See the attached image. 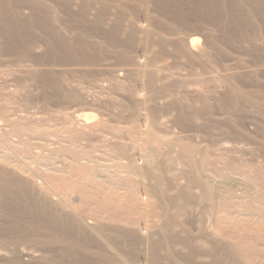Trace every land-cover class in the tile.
<instances>
[{
    "label": "bare ground",
    "instance_id": "1",
    "mask_svg": "<svg viewBox=\"0 0 264 264\" xmlns=\"http://www.w3.org/2000/svg\"><path fill=\"white\" fill-rule=\"evenodd\" d=\"M24 8L30 10L29 15L22 13ZM60 10H64L65 15L68 14L67 16L71 18V20L68 19V24L71 26L66 25L67 29L63 27L64 25L62 26L64 21L60 19V13H62ZM138 16L144 17L149 25L139 24ZM73 27H75L74 31ZM189 30L206 31L203 48L199 47L201 45L199 36L193 37L187 34L188 39L176 37L173 42L164 38L167 34L180 36L184 31ZM39 43L47 47L48 56L36 58L33 55L32 50ZM138 45L143 46L144 50H154L156 55L139 65L143 67L145 71L143 73L147 79L145 84L147 86L144 88L147 97L145 93V98L143 97L141 102L149 104L148 99L158 96L169 97L174 91L173 88L178 87V83L169 85L162 83L165 77L151 69L152 66L157 65L161 56L168 51L166 49L172 45V52L182 57L187 67L195 68L205 65L204 68L206 66L222 68L226 72H224L225 75H220V78L227 82L225 85L227 91L221 96L220 103L222 109L226 113L228 111L227 114L242 105L253 107L256 103L258 108L263 106L250 94H245L236 86L235 75L227 71L232 70L228 62L232 61L229 50L233 48L236 50L239 48L240 51L248 53L250 48H254L257 50V57L252 55L256 64L254 66L264 67V0H0V55L12 54L18 56L16 58L19 61L29 60L41 65H46L47 61H57L61 65H89L99 64L107 54H112L120 64L131 65L133 52ZM27 70L25 78L33 79L41 84L54 85L55 98L61 101L67 100L65 90L59 85L60 77L45 74V72L33 75L31 73L33 70ZM246 77L250 82L256 80L255 74V78L251 74ZM183 85L186 86V80L179 86L183 87ZM113 89L118 93L121 91L125 99L129 100L123 108L125 106L128 110L126 113H129L126 114L127 121L131 124L135 123V112L132 110L137 107L140 99L134 96V91L129 84L117 83ZM15 95L16 93H12L9 98L12 102L19 104L20 101H16L18 98ZM31 95L32 91H26L24 99L20 100H23L25 104L31 103L34 98ZM71 95L70 92L68 97L70 102H72ZM5 98L0 97V116L8 110L5 103L9 98ZM76 98L80 99V96ZM207 100L202 101L205 105L204 109L208 108ZM177 105L175 101H172L167 107L171 110L176 109ZM151 109L153 122L157 123L156 108L151 107ZM196 110V114H200L201 109ZM81 116L76 117V124ZM88 120L86 118L87 123ZM190 121L182 112L176 117L178 125L186 126ZM36 125L29 117L12 119L8 125L9 131L5 133L4 129L2 136L19 138L20 135L39 134L40 130ZM111 130L116 134L123 132L116 127H112ZM236 132L239 133V130L237 129ZM77 133H80L78 127ZM142 133L135 129L134 124L131 127L129 125L127 129V134L135 141L143 138ZM248 137L252 138L250 135ZM146 138L148 143L164 141L153 134L152 128ZM5 141L8 142V140ZM172 145L169 146L172 147ZM175 145L178 147L173 146V148H179L180 159L192 165L198 150L188 144ZM125 146L117 145L116 149L124 155L127 152ZM157 147L150 148L147 151L148 154L145 152L146 164L143 168L132 163H117L118 168L127 172L125 179L128 189L121 202L114 201L115 192L104 195L105 187L95 178L93 167L88 165L77 167L78 158L76 157L77 160L74 158V163H70L69 168L71 173L73 168H77L78 174H83L79 188L84 190L83 186H86L90 190L86 198L90 202L93 201L96 206V209L93 207L94 214L92 213L97 217L96 220L93 219L97 221L94 225V222L86 221L84 209L82 210L80 204L75 208L71 201H65L72 199L68 195L63 197L57 195L59 199H53L47 193L46 187L43 185L39 187L41 183L35 179L36 177L33 179V174L23 168L27 165L34 175H42L41 167L39 169L36 167L39 161L22 163L24 164L22 165L14 157L11 159L7 154L0 155V217L2 219H0V241L2 245L5 246L9 242H13L16 247L30 245L42 248L47 245L51 247L60 245L58 252L70 255L71 260L79 264L93 262L95 259L101 264H138V259L144 254L142 246L147 248L145 255L148 262L146 264H182V262L186 264H256L255 259L264 258V244H260V241L264 239V225L244 221L241 223L240 220L243 218L233 219L234 221L229 219V221L226 214L219 218L220 231L206 232L199 228L197 233H193L182 226L180 216L194 197L177 186L176 178L172 175L170 168L176 162L174 158L162 161L159 170L152 169L151 166L155 163L154 158L162 155V147ZM13 148L18 147L13 146ZM204 160L205 156L202 158L201 155L198 163L203 165ZM229 165L230 170L246 172L243 169L245 167L241 168L242 166L240 167L234 161H231ZM259 173L260 171H257L258 175ZM189 175L194 185L202 188L206 195H212L211 187L200 178L197 171L193 170ZM248 175L249 179L254 176ZM135 176H142L149 180V183L136 180ZM60 178L63 179L58 177L57 181ZM141 188L146 191V195L150 193V199L154 196L169 195L170 201L160 206L162 211L158 212V206H155L153 201L145 204L138 202L137 191ZM255 200L263 204L264 196L250 199L244 207L248 213L256 214L264 219V207L256 206ZM228 201L222 202V212L228 213L230 210L231 203L229 201V204ZM66 207L71 211L67 213ZM159 213L162 219L159 228L155 232L148 229L149 234L146 233L148 234L146 237H140L142 234H137V230L135 231L137 228L134 226L142 222L145 229L153 227L151 224H153L154 214ZM13 255L8 261L9 264H20L19 259L15 254ZM200 256L209 257L210 261L197 262Z\"/></svg>",
    "mask_w": 264,
    "mask_h": 264
},
{
    "label": "rangeland",
    "instance_id": "2",
    "mask_svg": "<svg viewBox=\"0 0 264 264\" xmlns=\"http://www.w3.org/2000/svg\"><path fill=\"white\" fill-rule=\"evenodd\" d=\"M28 10L24 8L22 10L24 12H21L29 15L30 10ZM60 11L62 12L60 13V19L64 21L62 26L64 25L63 27L66 28L70 25L68 21L71 18L67 16L68 14L65 15L64 10V12ZM154 15L157 16L156 13ZM138 19L140 20L139 24L143 26L149 25V22L144 17L138 16ZM74 29L75 27H73V31ZM164 30L167 31L166 29ZM187 34L193 37L199 36L201 38L199 47H204V42L206 41L204 35L207 34L205 30L203 32L184 31L182 35H173L174 37L167 34L164 35V38L169 42H173L176 37L188 39L189 36ZM155 39L157 40V38ZM247 46L250 47L249 45ZM166 50L168 51L161 56L162 58L160 57L161 59L159 58L157 65L150 68L153 72L165 77V81L162 83L168 85L178 83L180 85L186 80V86L180 87L178 85V87H174V91L169 97L165 96L166 98L162 97V99L158 96L157 98L148 99L149 104L141 102L145 96L147 97V93L145 92L146 95L144 93L147 79L143 73L145 72L143 67L141 68L139 65L148 59L154 58V56L156 57V55L154 50H144L143 46L138 45V48L133 52L131 65L120 64L112 54H107L105 59L99 64L89 65H61L57 61H47L46 65H41L29 60L19 61L16 58L18 56L12 54L0 55V97H6L5 99H7L12 93H16L15 96L18 98L16 101H20L19 104H16L9 98L6 103L5 101L3 102L8 110L0 116V155L7 154L8 157H14L21 164L39 161L36 167L38 169L41 167L42 175H34L32 170L27 168V165L23 166V168L33 174V179L36 177L35 179L41 183L39 187L40 185L46 187L47 193L53 199H59L57 195L59 197L68 195L73 200L68 199L65 201H71L75 208L80 204L82 210L84 209L86 221L89 223L94 222V225L97 222L94 221L97 217L93 215L96 206L93 201L90 202L86 198L90 190L83 185L84 190L79 188L83 174H78L77 168H73L71 173L69 168L70 163H74V158H78L77 167L78 165L93 167L95 178L105 187L104 195L108 192H115L114 201L121 202L124 200L128 189L125 179L127 178V172L118 168L117 163H132L139 168H143L146 164L144 158L147 151L150 148L160 146L162 147V155L154 158L155 163L151 166L152 169L154 171L159 170L162 161L174 158L176 162L170 168L172 169V175L176 178L177 186L194 197L186 211L180 216V221L184 228L191 230L193 233H197V230L200 229L206 232L220 231L219 218L226 214L228 220L243 218L240 220L241 223L243 221L245 223L254 222L263 226L264 219L256 214L248 213L244 207L250 199L264 196V137H262L264 136V67L254 66L256 64H254L253 56L257 57V50L250 48L249 53L240 51L239 48L237 50L236 48L229 50L232 55V61L228 62V64L232 70L227 72L235 75L236 86L245 94H250L256 102L263 106L258 108L256 103L253 107L242 105L229 112V114H227L228 111L226 113L222 109L220 103L221 96L227 91L225 86L227 82L220 77L225 75L226 72L222 68H220L222 71L210 66L204 68L205 65H199L195 68L187 67L184 64V59L172 52V45ZM32 52L36 58L48 56L47 47L43 43L34 46ZM150 68L149 70H151ZM27 69L33 70L31 72L33 75L45 72V74L60 77L59 85L65 90L67 100L61 101L55 98L56 89L54 85L41 84L33 81V79L25 78ZM250 74L253 77L255 74V81L250 82L248 80L246 76ZM117 83L129 84L134 91V96L140 99L136 105L137 107L132 110L135 112V123L131 124L126 119L129 113H126L128 110H126L125 106L124 109L123 105L128 103L129 100L125 99L126 97L121 91L119 93L114 91V85ZM29 90L32 91L31 96L34 98L31 103L25 104L20 99H24V93ZM70 92L73 95H71L72 102L68 100ZM77 96H80V99H77ZM204 100H207V109L203 107L205 106L202 102ZM172 101H175L178 105L176 109L170 110L167 106ZM151 107L156 108L157 123L153 122ZM198 109H201V111ZM195 110L200 111V114H196ZM180 112L191 120L189 125H178L176 117ZM26 115L33 120L35 125L37 124L36 127L40 130L39 134H25L20 135L19 138L2 136L4 129L6 130L5 133L9 131L10 120L21 117L28 118ZM78 115L82 116L78 118L79 121L76 124L75 119ZM86 118L89 119L88 123ZM150 120L153 123H150ZM133 124L138 132H143V138H139L136 141L132 140L130 135L127 134L129 125L131 127ZM148 124H155L154 128L152 127L153 125L150 126ZM77 127L80 133H77ZM112 127L120 128L123 132L116 134V132L114 133L111 130ZM149 128H152L153 134L164 141L148 143L146 137L150 131ZM235 129H238L239 133ZM249 135L252 138H249ZM5 140H8V142ZM168 142L171 143H169L170 146L173 144L172 147L168 145ZM8 144L9 146H7ZM116 144L126 145L127 152L122 155L116 149ZM175 144H188L198 150L197 157L192 165L180 159L179 148ZM13 146L18 148L14 149ZM173 146L177 147L173 148ZM201 155L202 158L205 156L203 165L198 163ZM28 157L30 158L28 159ZM231 161H234L240 167L242 166L241 168L245 167L243 169L246 170L247 174L246 172L243 173V171L230 170L229 163ZM193 170L197 171L200 178L211 187L212 195H206L202 188L194 185L189 175ZM257 171H260L259 175ZM248 174L254 175L253 178H250L251 180ZM58 177L63 179L60 178L61 180L58 179L57 181ZM135 178L136 180L139 179L149 183V180L142 176H135ZM147 195L143 188L137 191L138 202L145 204L153 201L154 205L158 206V212L162 211L159 208L160 206L170 201L169 195L166 197L154 196L153 199H150V193ZM78 198H80V202ZM226 200L231 203L229 205L231 211L228 210V213L222 212L221 209L222 202ZM254 203L258 207H264V203L262 204L258 200H255ZM68 209L67 213L71 211L70 209L68 211ZM160 215L161 213L154 214V225L151 224L153 227L145 229V225L142 222L140 225L134 226V228H137L135 229V231L137 230L136 233L142 234L140 237H146L149 234L148 231L153 230L155 232L162 223ZM91 219L94 220L92 221ZM228 227L230 228V225ZM144 234L146 235L144 236ZM12 244L13 242H9L4 246L0 241V264H9L8 261L14 256L13 254L19 259L20 264H79L75 263L73 259L71 260L70 255L60 254L58 252L60 245H52V247L47 245L42 248H36L30 245L16 247V245ZM260 244H264V239L260 241ZM142 248L144 254L138 259V264H146L148 262L147 255H145L147 248L145 246H142ZM258 258L254 260L255 263L264 264V258ZM94 261L82 264H101L97 260ZM198 261L209 262L210 258L200 256L199 260L197 259ZM182 264H186V262H182Z\"/></svg>",
    "mask_w": 264,
    "mask_h": 264
}]
</instances>
